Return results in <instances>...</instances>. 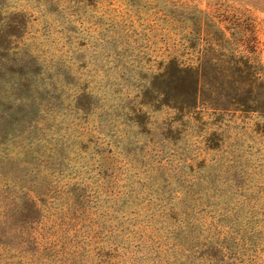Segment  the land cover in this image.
Segmentation results:
<instances>
[{
  "label": "rangeland",
  "instance_id": "1",
  "mask_svg": "<svg viewBox=\"0 0 264 264\" xmlns=\"http://www.w3.org/2000/svg\"><path fill=\"white\" fill-rule=\"evenodd\" d=\"M0 264H264V4L0 0Z\"/></svg>",
  "mask_w": 264,
  "mask_h": 264
},
{
  "label": "trees",
  "instance_id": "2",
  "mask_svg": "<svg viewBox=\"0 0 264 264\" xmlns=\"http://www.w3.org/2000/svg\"><path fill=\"white\" fill-rule=\"evenodd\" d=\"M262 4H264V0H260ZM213 51H217V48H215V45L213 44ZM235 51H229L230 53V59L224 61V63L227 65V69H231V72L236 74H242L246 73L249 79L254 80L256 77V81H259L262 79V74L260 75L258 71V64L255 63L250 57L245 58L242 54L236 55L234 54ZM193 68L185 67L183 69H177L176 73L182 77L183 79H186L187 77H192L191 71ZM194 71V70H193ZM193 83V82H192ZM243 98L237 99L234 101V104L239 105L243 108H251L249 103L247 101L242 100ZM237 102V103H236Z\"/></svg>",
  "mask_w": 264,
  "mask_h": 264
}]
</instances>
